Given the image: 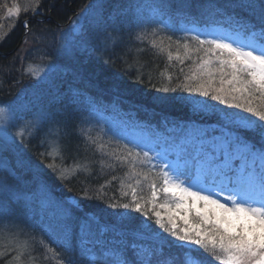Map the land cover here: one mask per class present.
<instances>
[{
    "label": "snow or ice",
    "instance_id": "snow-or-ice-1",
    "mask_svg": "<svg viewBox=\"0 0 264 264\" xmlns=\"http://www.w3.org/2000/svg\"><path fill=\"white\" fill-rule=\"evenodd\" d=\"M40 2L35 0L36 11ZM24 11L27 14L28 9ZM7 13L18 21L21 9L13 4L7 7ZM172 19L167 0H150L119 23L141 28L136 39L144 41L156 35L159 24L175 32ZM185 19L191 26L180 29L185 33L184 54L202 52L203 57L183 83L156 88L151 103L164 108L186 107L188 119L173 121L168 127V118L164 117L162 123L169 134L153 135L172 146L182 159L198 158V163L215 174V180L208 176L200 180L194 168L172 163L170 153L144 151V147L130 141L124 144L126 154L116 155L121 164H135L141 152V164L158 162L151 166L160 168L163 194L174 203L156 205L158 193L154 185L153 199L142 203L137 188L129 185L130 202L107 204V208L116 210L108 214L118 221L127 220V224H102L100 216L85 203L94 199L88 189L82 187L72 193L69 187V195H56L45 168L67 185L71 178L66 170L52 163L42 168L25 155L26 142L35 137L51 114L41 109L31 119L23 120L13 133L9 127L18 112L28 110V105L0 106V221L7 219L16 235L28 237L26 228L38 229L43 236L40 247L56 257L58 264H166L160 256L170 245L188 253L202 251L207 264H264V0H208L199 18ZM148 24H156L157 28L149 33L142 27ZM189 34L198 43L195 49L187 41ZM167 39L171 41L172 37ZM176 44L181 46L179 39ZM152 45L156 46L155 40ZM63 54L75 55L71 42L65 45ZM177 59L183 63L179 55ZM58 71L60 66L52 64L42 75ZM32 75L40 78L35 72ZM142 81L140 76L135 82ZM110 87L115 92L127 90L120 78ZM177 92L188 95H168ZM133 107L154 111L144 105ZM80 123L89 121L81 117ZM112 136L116 138L114 133ZM140 175L133 169V178ZM143 178L148 180V174ZM216 180H222V184ZM140 183L136 179V184ZM224 193L227 195L222 199ZM157 207L161 210L157 211ZM182 264L203 262L186 254Z\"/></svg>",
    "mask_w": 264,
    "mask_h": 264
},
{
    "label": "trees",
    "instance_id": "trees-1",
    "mask_svg": "<svg viewBox=\"0 0 264 264\" xmlns=\"http://www.w3.org/2000/svg\"><path fill=\"white\" fill-rule=\"evenodd\" d=\"M148 2L150 0H41L36 11L35 0H0V106L19 108L25 103L28 105V110L17 113L10 131L15 133L23 120L31 119L41 109L51 114L40 125L35 137L26 142L25 155L42 168L52 163L66 170L71 178L67 185L45 168L56 195H69V187L72 193H78L82 187L88 189L94 199L85 203L100 216L102 224H127V220L118 221L116 216L109 215L116 210L107 208V204L130 202L132 187L137 188L136 194L142 203L153 199V185L158 193L155 201L160 203L166 198L161 190L160 168L151 166L158 162L141 164V152L135 164H121L116 155L126 154L124 144L128 141L144 147V151L154 149L162 154L170 153L167 145L155 139L153 133L168 135L163 118H168L170 127L173 121L187 120L188 109L156 106L151 103V97L156 94V88L176 87L183 83L184 77L191 75L203 57L202 52L185 56L182 47L185 33L180 29L191 26L186 16L200 17L208 0H167L176 31L169 32L159 24L155 36L149 35L140 41L136 37L141 28H129L119 22L136 13L138 5ZM13 4L22 8L18 21L16 17H8L7 7ZM186 4L190 7H184ZM25 9H28L27 14ZM144 11L147 14V9ZM81 12L84 14L82 22L74 31V16ZM142 27L151 33L157 25ZM169 36L171 41L167 39ZM177 39L180 40L179 48ZM153 40L156 46L152 45ZM187 41L191 48L198 47L191 34ZM68 42L74 46L75 55L71 57L63 54ZM178 55L183 63L177 59ZM52 64L60 66V71L36 74L40 78H33L30 67L47 68ZM140 76L143 81L136 83ZM116 78L127 85V90H111L110 85ZM216 86H219V74ZM135 89L139 92H134ZM133 105H144L154 111ZM81 117L89 123L81 125ZM128 129L140 130L151 138L146 144H140L127 135ZM133 169L141 175L133 178ZM145 173L148 180L143 178ZM136 179L141 181L139 185ZM97 196L103 199H95ZM147 207L151 215L152 205ZM135 215L140 218V214ZM3 228H7L11 240L0 239V264H58L56 257L40 247L43 236L38 229L26 228L28 237L16 235L7 219L0 221V229ZM186 254L207 264L202 251L188 253L175 245L165 246L160 259L166 264H182Z\"/></svg>",
    "mask_w": 264,
    "mask_h": 264
},
{
    "label": "rangeland",
    "instance_id": "rangeland-1",
    "mask_svg": "<svg viewBox=\"0 0 264 264\" xmlns=\"http://www.w3.org/2000/svg\"><path fill=\"white\" fill-rule=\"evenodd\" d=\"M19 7H20V9H22L21 6H19ZM22 7L24 8V7H26V5H24ZM83 15H84L83 12H81V13H78V14H76L74 16V21L72 23L73 25L76 26L75 28L73 27L74 31L78 30V28H79V26H80V24L82 22ZM9 18H11V17H9ZM32 67H30L31 72H35L39 76H41L44 73V70L46 69V68H42V67H39V68H37V67H33L32 68ZM8 130L10 131V127H9ZM10 132H12V131H10ZM127 135L129 137L133 138L135 142H139L140 144H146L148 142V140L150 139L147 134H145L144 132H142L140 130H133V129H132V131L129 130V134H127ZM166 148L171 153V162L175 163L178 167L183 168L185 166H188V167L194 168L196 176L200 180H202L205 176H208L211 179L215 180V174L207 171L204 168V165L202 163H198L197 162L198 158L193 157V158H184V159H182L181 156L174 151L172 146L167 145ZM180 170L183 171V169H180ZM181 179H189L190 180V177H181ZM216 183L218 185H221L222 184V180H216ZM163 186L164 185H163V180H162L161 190L163 189ZM226 195H227V193L222 194L221 198L223 199V196H226ZM154 203L156 205H159V204H163V203H174V201H172L170 196H167L165 201H162L160 203L154 201ZM156 210L160 211L161 209L159 207H157ZM0 239H6L8 241L11 240L8 237L7 228L0 229Z\"/></svg>",
    "mask_w": 264,
    "mask_h": 264
}]
</instances>
